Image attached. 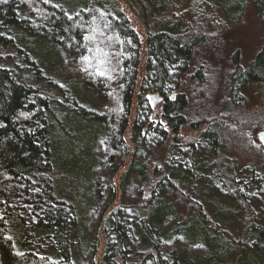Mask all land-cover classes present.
<instances>
[{"label":"trees","instance_id":"obj_1","mask_svg":"<svg viewBox=\"0 0 264 264\" xmlns=\"http://www.w3.org/2000/svg\"><path fill=\"white\" fill-rule=\"evenodd\" d=\"M172 1L113 0L109 13L101 0H70L67 6L57 0H0V31L13 30V38L0 35V44L15 46L21 60L31 58L35 66L22 74L9 64L13 56L0 55V264H250L256 252L264 253V206L251 201L264 183L262 167L248 165V179L242 178L240 163L229 155L235 127L257 141L256 132L264 130L241 110L244 90L264 87V45L246 66L235 53L224 77L217 55L194 64L207 35L216 33L212 24L201 32L200 16L207 20L217 9L222 18H241L252 1L264 19V0H213L207 11L197 12L193 27L153 26L150 17L167 11ZM119 2L137 12L146 34L133 28ZM51 44L54 55L42 57L40 51ZM189 76L193 106L185 93L170 96ZM155 96L160 111L151 102ZM66 103L74 121L69 108L61 114ZM189 124L205 127L184 144L181 131ZM66 137L90 148L98 162L89 174L96 175L100 201L90 221L81 224L55 177L57 167L73 174L71 149L67 143L59 148ZM185 146L188 155L175 159ZM258 146L264 154L260 141ZM202 176H213L209 188L226 197L229 213L207 208L196 197ZM129 213L141 216L138 225ZM8 219L24 222L26 240L32 236L26 227L33 224L40 234L36 248L50 244L49 253L21 251ZM73 230L87 239L82 263L72 254ZM136 232L139 247L129 245ZM101 235L105 248L98 261ZM178 245L198 250L191 256L170 249Z\"/></svg>","mask_w":264,"mask_h":264},{"label":"rangeland","instance_id":"obj_2","mask_svg":"<svg viewBox=\"0 0 264 264\" xmlns=\"http://www.w3.org/2000/svg\"><path fill=\"white\" fill-rule=\"evenodd\" d=\"M57 1L58 4H64L65 6L70 3V0ZM101 1L103 5L108 8L107 11L109 13L112 11V9L115 10V4L113 0ZM213 2V0H173L170 8L167 11L160 13L156 16V18H153V16H151L150 22L157 28L158 25L163 26V24H182L181 28L183 26L193 27L192 25L195 24V20H198L199 14H197V12H200L202 9L207 11V9H205L206 6ZM119 7L120 10L124 11L133 28L136 31L141 32L142 34H146L147 31L145 24H143L137 12H134L131 6L128 4L123 6L122 3L119 2ZM216 12L217 9L212 14H210L207 20H205L204 16H200L201 18L198 20L201 26V32L202 30H207L208 27L212 24L216 33H209L207 35L208 41L205 43V45H202L199 48L194 64L197 65L202 61H209L214 55H217L218 57L216 59V62L222 65L220 67V71L222 77H224L233 69L232 63L235 53H239V61L241 65L246 66L255 57L256 53L262 48V46L264 45V19L258 17L257 11L255 10L252 1H250V4L248 5L244 16H242L241 18L234 17L232 19L233 16L222 18L220 12L218 14H215ZM182 31H187V29H183ZM1 34H5L6 36L13 38V30H11V32L1 30L0 35ZM52 47L53 45L51 44L48 48H44L43 51H40L42 57H44V54H48L47 56L54 55V50ZM205 51H208L210 56H205L207 55L206 53L204 54ZM200 54L202 55L201 57L199 56ZM0 55L13 56V58L9 61V64L11 66L14 65L16 69L19 70L22 74L25 70H32L35 67L31 58H28L27 60L25 59L26 61L21 60V56L18 55L15 51V46L10 47L0 44ZM24 55H27V52H25ZM207 67L210 68L209 63H207ZM59 72L61 74L65 73L62 69H59ZM193 73L194 71H191V75ZM40 75L42 78H44L43 71H40ZM62 76L66 78L63 74ZM181 82L183 86L176 90L174 95L171 94L170 96L172 98H175L179 93H185L186 96L190 98V105L193 106V102L194 100H196V98L192 99L191 97L193 94L195 83L192 82L190 76L184 78ZM74 84L75 85H71H73L74 87L79 86L76 85L79 83ZM59 85L64 84L60 83ZM215 86L217 89H219L220 87L219 84ZM82 91L83 89L78 94L79 96L83 93ZM243 95L244 101L241 105V110L244 109V112H247L246 115L249 116V118H253V123L255 125H257L258 122L261 124V126H264V87L262 85L252 84L244 90ZM151 102H153V105L156 107V109H158L157 111L161 110L162 102L157 96L153 97ZM68 108V112L71 113V116H69V118L73 119L74 121L76 118L75 112L68 106L67 103L65 104V108L63 107L61 109L63 111L61 114L65 116ZM72 125L74 127L72 129V134L75 135L77 133V124L72 122ZM204 127L205 125L201 126L198 129H193L190 124L185 126L181 131L182 143L185 144L187 142L196 140V138L201 134V131L204 129ZM234 129L235 130L231 131L232 133L229 131L232 137H230L231 139L229 142V155L240 163V176L242 178L248 179L250 172L248 169V165L258 164L259 167H262L259 171V174H261L260 177L263 178L264 154L259 150V140L257 141L255 138H249L246 135L242 137L244 134L241 135V132H239L240 128L235 127ZM259 132H256L257 137ZM58 133L61 138L66 136L62 134V132L60 133L58 131ZM126 138L129 139V133L126 134ZM65 143H67V147L71 149L70 151L72 160L70 163H72L73 165V174H68L60 167H57L55 177H57V186L60 188L61 193H64L71 204L77 208L79 212L77 214L79 215L81 224L84 221H90V217L93 214V211L97 209L98 202L100 201V192L97 191V189L99 188L96 187V175L94 174L93 176L89 174L90 167H92V165H98V162L95 152H92L90 148L86 150L85 148L78 146L77 143L70 137H66V141H61L59 148L62 149L65 146ZM188 150L189 147L185 146L184 148H182V150H180L179 153L178 151L177 153L175 152L174 158H182L184 154H186L187 156ZM126 169V166L121 168L120 174L123 173V171H125ZM120 174L116 177L115 180L117 186L120 183ZM211 179H213V176L198 177V182L195 183L194 187V193L196 197L203 204H205L207 208L219 209L223 210V213H229V211L225 210V203L228 202L226 200V197H222L223 195L218 189L209 188V183H212ZM262 182H264V180H262ZM186 183L189 185V187L190 185H193V182L190 183L189 181H186ZM118 197H120V194L118 195ZM251 201L258 206H264V183L263 186L253 191ZM116 204H118L117 201L115 205ZM130 215L131 220L134 222V224L138 225L141 216H135L132 214ZM226 222L231 223L230 220H227ZM6 224L9 232L13 234V237H15L16 244L21 251H35L44 255L49 253L47 251V248L48 250H50V244L41 242L42 245L45 246L41 245L39 249L36 248L35 238L40 234L38 233L37 236L35 235V230L37 231V229L33 224L30 223L29 226L26 227L30 229L29 233L30 235H32L28 240H26V232L24 230L25 224L22 220L17 221L8 219ZM236 231L238 236H243V230L240 227V224H237ZM79 234L80 233L78 231H72V254L79 263H82L84 260L87 239L82 236L84 238L83 239ZM37 239L38 237L36 238V240ZM138 239L139 233L136 232L135 236H133L132 238V242L129 245L133 247H139L140 244ZM100 241L101 246L97 255L98 261L102 259V255L104 253V236L101 235ZM170 249L176 252L187 250L191 256H194V253L198 250V248L196 247L189 248L185 245L172 246ZM250 264H264V253L256 252Z\"/></svg>","mask_w":264,"mask_h":264},{"label":"water","instance_id":"obj_3","mask_svg":"<svg viewBox=\"0 0 264 264\" xmlns=\"http://www.w3.org/2000/svg\"><path fill=\"white\" fill-rule=\"evenodd\" d=\"M258 139H259L260 143L262 144V146L264 147V130L259 132Z\"/></svg>","mask_w":264,"mask_h":264}]
</instances>
